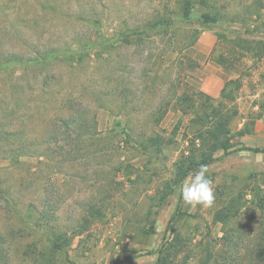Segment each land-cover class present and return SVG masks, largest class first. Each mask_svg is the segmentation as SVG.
Masks as SVG:
<instances>
[{
	"label": "rangeland",
	"instance_id": "obj_1",
	"mask_svg": "<svg viewBox=\"0 0 264 264\" xmlns=\"http://www.w3.org/2000/svg\"><path fill=\"white\" fill-rule=\"evenodd\" d=\"M184 1L60 4L74 15L80 7L98 10L102 32L116 38L152 14L161 19L172 11L178 16ZM206 1L192 0L193 11L210 14L218 24H178L176 34L153 36L140 49L122 42L117 48L99 47L92 59L72 71L65 62L55 64L53 72L60 75L57 90L69 88L96 106L97 131L88 142L92 156L65 167L46 166L35 158L26 166L1 162L3 186L21 202L20 213L8 212L3 222L6 264H222L254 243L253 235L264 229L259 204L264 200V154L224 155L218 150L219 159L207 166L215 195L212 205H187L180 195L186 178L199 169L192 164L215 145L194 109L205 114L210 103L230 114L237 110L226 136L236 145L241 143L237 132L264 115V0ZM3 3L22 5L21 14L33 7L40 13L37 3L42 0ZM16 7L10 9V21ZM203 31L215 35L211 60L222 68L218 74L224 79L222 94L208 95L213 101L197 95L201 73L183 54L184 46L197 41ZM87 33L97 36L84 22L59 18L44 39L65 45ZM38 42L41 47L44 40ZM16 73L22 77L20 67ZM95 91L101 92L99 102ZM160 105L167 114L155 127L150 112ZM49 206L55 208L53 222L43 215Z\"/></svg>",
	"mask_w": 264,
	"mask_h": 264
},
{
	"label": "trees",
	"instance_id": "obj_2",
	"mask_svg": "<svg viewBox=\"0 0 264 264\" xmlns=\"http://www.w3.org/2000/svg\"><path fill=\"white\" fill-rule=\"evenodd\" d=\"M3 2L4 0H0V14L3 13L0 15V164L8 160L17 166L30 165L28 159L32 158L40 162H42L40 159H43L46 166H73L83 159L88 161L92 156L88 142L97 131L96 106L86 103V100L78 98L79 96L76 97L69 88L57 90L60 75L53 72L57 62H65L72 71L75 69L74 65L92 59V55L98 53L96 51L99 47H103L101 50L117 48L115 44L122 42L120 45L133 43L140 49L153 36L176 34L179 29L178 24L185 27L193 20L205 27L218 24V21L208 13L195 14L192 0H185L178 16L173 15L171 10L170 15L161 19L160 15L152 14L149 19L136 24L132 31L119 32L118 37L107 38L102 32L100 12L96 9V11L92 9L87 11L88 9L80 7L78 14L74 15L68 7H61V0H42V3H37L40 13L33 7L29 9L34 11L33 13L25 11L21 14L22 5L16 7L17 3L8 6ZM203 3L206 4L207 1L204 0ZM12 7H16V16L10 21ZM59 18L67 20L72 18L84 22L92 32L96 30L97 36L93 38L90 36L91 33H87L78 39L74 38L70 44L53 45L52 40L44 39V34L51 32V23L55 24ZM24 32L30 33L29 36L26 37ZM35 36L38 37L37 40H34ZM129 38L133 40L129 41ZM195 39L197 40V37ZM38 40H44L41 47L38 46ZM195 43L196 41L184 47H191ZM17 67L21 68L22 77L29 74V78L18 77ZM3 80H7V83L2 85ZM93 94L99 102L101 92L95 91ZM197 95L213 101L201 91ZM180 102L181 105L184 103L183 100ZM163 107L164 105H160L150 112L156 120L155 127L167 114V109L163 110ZM193 113L197 120L209 128L207 137L211 138L215 145L212 152L209 154L204 152L202 158L194 162L192 167L214 163L219 159L215 156L218 150L224 151V155L241 151L264 153V150L240 146L241 143L236 145L230 138L226 139V136L231 134L230 125L238 116L237 110L230 114L225 107L221 108L220 105L213 107L209 103L205 114L200 115L195 109ZM253 124L254 121L251 125L247 123L236 136L242 138L250 134ZM152 133L156 134L155 131ZM199 138L203 140L205 137L201 134ZM188 174L189 170L183 178ZM1 196L3 200L0 199V261L5 263L7 238L3 222L11 212L14 215L20 213L21 202L6 190L0 175ZM259 204L264 208V200ZM53 209L55 210L54 206H49V209L43 213L44 218L50 222L55 221ZM253 238L254 243L242 250L243 252H238V258L234 257L222 264H264V229L259 234L256 232ZM162 252L161 249L157 254L162 255Z\"/></svg>",
	"mask_w": 264,
	"mask_h": 264
},
{
	"label": "crops",
	"instance_id": "obj_3",
	"mask_svg": "<svg viewBox=\"0 0 264 264\" xmlns=\"http://www.w3.org/2000/svg\"><path fill=\"white\" fill-rule=\"evenodd\" d=\"M215 40L213 32L203 31L196 43L186 48L183 54L185 59L197 66V72L201 73L197 80L198 90L218 98L224 88V79L218 74L222 68L211 60ZM240 146L264 150V115L255 118L251 133L241 138Z\"/></svg>",
	"mask_w": 264,
	"mask_h": 264
},
{
	"label": "clouds",
	"instance_id": "obj_4",
	"mask_svg": "<svg viewBox=\"0 0 264 264\" xmlns=\"http://www.w3.org/2000/svg\"><path fill=\"white\" fill-rule=\"evenodd\" d=\"M180 195L187 205L211 206L215 195L212 180L207 175V166L201 165L197 171L190 173L181 185Z\"/></svg>",
	"mask_w": 264,
	"mask_h": 264
}]
</instances>
